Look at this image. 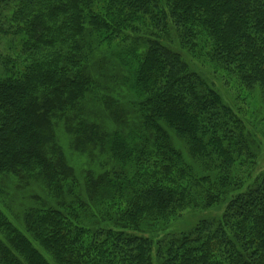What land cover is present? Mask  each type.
I'll use <instances>...</instances> for the list:
<instances>
[{
  "label": "trees",
  "instance_id": "16d2710c",
  "mask_svg": "<svg viewBox=\"0 0 264 264\" xmlns=\"http://www.w3.org/2000/svg\"><path fill=\"white\" fill-rule=\"evenodd\" d=\"M171 30L181 49L257 88L264 106V0H0V40L15 53L0 52V176L33 178L54 199L27 210L23 230L0 212V264H264V174L232 192L219 218L168 230L197 194L223 196L247 144L243 122L164 43ZM140 37L137 53L128 43ZM114 40L124 65L138 60L139 124L126 170L85 176L86 208L53 124L65 118L76 147H105V133L68 113L94 87L88 56Z\"/></svg>",
  "mask_w": 264,
  "mask_h": 264
},
{
  "label": "rangeland",
  "instance_id": "374dc122",
  "mask_svg": "<svg viewBox=\"0 0 264 264\" xmlns=\"http://www.w3.org/2000/svg\"><path fill=\"white\" fill-rule=\"evenodd\" d=\"M149 31L159 35L157 31L151 29ZM160 33L164 41L166 40L164 43L182 56L188 69L197 73L208 86L214 89L220 95L221 100L243 122L247 138V140L245 139L247 142L245 151L237 156L231 172L232 180L223 196L215 199L214 203L206 204L205 190L197 194L195 201L182 212L183 218L180 222H175L169 227L168 230L172 231L181 228L183 221L187 225L201 219L219 218L229 202L232 192L242 189L256 177L264 174V106L257 88L249 90L244 88L217 64L199 59L194 53H187L181 49L176 32L171 30L167 35L166 32L160 31ZM142 40L143 38L140 37L135 43L128 44L133 46L137 53H140ZM112 43L110 52L102 50L103 52L98 51L95 54L92 53L90 57L88 56L87 68L94 80V87L79 106L68 113L70 121L75 123L79 117L83 118L87 125L96 126L101 133H105V147L103 149L76 147L75 137L68 131L65 118L57 119L58 121L53 124L52 143L72 171L86 208L88 203L85 201L87 200L85 176L97 177L104 172L120 173V170H126L122 166H129L128 132L132 126L139 124V119L134 117L135 114L131 109L132 102L140 98V93L138 94L135 88L134 68L138 66V60L136 64L124 65L125 62L118 58L121 48H123V42L118 45L114 40ZM12 46L15 48L16 42ZM8 47L10 44L7 41L0 40V52L14 56V52H11ZM131 57L135 60L134 56ZM99 60L100 64L97 62ZM167 132L170 134L173 147L181 152L185 161H189L183 142L169 129ZM194 169L197 170V167ZM195 173L197 175L204 174L201 170H197ZM236 182H239L240 185L237 186ZM53 200L43 184L33 178L14 174L0 176V212L20 230H23L22 220L27 210L39 205H50ZM97 205L101 208L104 206L102 202H98ZM74 211L89 215L88 209H74ZM41 252L45 257L48 256L43 250Z\"/></svg>",
  "mask_w": 264,
  "mask_h": 264
}]
</instances>
